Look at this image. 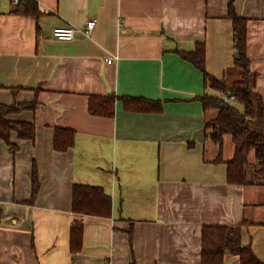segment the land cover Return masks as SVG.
<instances>
[{"label": "crops", "instance_id": "1", "mask_svg": "<svg viewBox=\"0 0 264 264\" xmlns=\"http://www.w3.org/2000/svg\"><path fill=\"white\" fill-rule=\"evenodd\" d=\"M34 1L38 14L22 15L18 0H0V104L37 102L7 116L33 123L34 140L11 133L13 154L0 142V264H130V223L136 264H201L202 227L243 220L250 224L241 242L264 262V186L229 185L226 165L212 163L218 149L204 137L208 114L197 98L216 93L180 56L203 43L206 71L229 85L240 80L232 2L246 22V55L264 104V0ZM90 20L89 37L52 36ZM109 95L112 117L88 111L91 96ZM125 96L159 101L162 112L126 110ZM56 128L75 133L65 152L53 148ZM231 144L225 136L224 161ZM33 163L40 191L28 205ZM76 183L102 187L112 213L84 216L82 250L72 254ZM223 264L240 261L228 253Z\"/></svg>", "mask_w": 264, "mask_h": 264}, {"label": "trees", "instance_id": "2", "mask_svg": "<svg viewBox=\"0 0 264 264\" xmlns=\"http://www.w3.org/2000/svg\"><path fill=\"white\" fill-rule=\"evenodd\" d=\"M15 13L37 15L34 0H18ZM228 18L234 29V48L237 53L234 64L240 70V80L227 84L210 75L205 68V46L197 43L193 51L180 52V56L192 63L204 77L205 85L216 94L205 92L197 99L207 115L204 123V137L217 146V157L213 164L226 165L227 183L235 186H264V104L262 97L255 92L256 74L250 71L246 55V22L238 16L232 2L228 5ZM226 97L228 100L224 99ZM235 97L234 100H231ZM116 97L91 96L88 111L93 115L112 117ZM124 108L142 113H161L159 101L145 98L123 97ZM36 99L30 103H14L11 106L0 104V142H4L13 154L18 147L10 142L11 133L20 140L33 141L35 125L29 122L11 121L8 115L25 110L33 111ZM212 113V116H209ZM229 136L234 147L233 157L223 160L224 137ZM75 133L72 130L56 128L53 135V148L65 152L74 145ZM253 152L254 162L249 156ZM40 191L36 165L31 170V194L27 201L33 205ZM71 221L69 250L78 254L82 250L84 216L109 218L112 213V200L100 186L76 183L72 187ZM2 214L0 212V222ZM250 223L243 220L236 225H204L202 227L201 264H223L226 254L236 255L240 264H264L257 258L250 246L241 242L242 227ZM133 223L126 232L131 252L130 264H136L133 247Z\"/></svg>", "mask_w": 264, "mask_h": 264}, {"label": "built area", "instance_id": "3", "mask_svg": "<svg viewBox=\"0 0 264 264\" xmlns=\"http://www.w3.org/2000/svg\"><path fill=\"white\" fill-rule=\"evenodd\" d=\"M96 25L95 20L88 21L84 28L79 29L73 26L68 27H57L54 28L52 31V36L54 39L58 41L68 42L73 41L78 35H82L84 37H89ZM113 61V58H109L107 60L108 64H111ZM224 99L227 101L228 99L224 97ZM235 97H232L231 100H234Z\"/></svg>", "mask_w": 264, "mask_h": 264}, {"label": "rangeland", "instance_id": "4", "mask_svg": "<svg viewBox=\"0 0 264 264\" xmlns=\"http://www.w3.org/2000/svg\"><path fill=\"white\" fill-rule=\"evenodd\" d=\"M230 147H232V149H233V144H231V145H226V147H225V148H226V157H229V156H228V153L231 152V151H230ZM251 156H252L251 159H253V158H254V154H253V152L251 153Z\"/></svg>", "mask_w": 264, "mask_h": 264}]
</instances>
